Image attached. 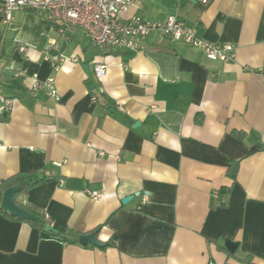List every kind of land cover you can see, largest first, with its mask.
<instances>
[{"label":"crops","instance_id":"1","mask_svg":"<svg viewBox=\"0 0 264 264\" xmlns=\"http://www.w3.org/2000/svg\"><path fill=\"white\" fill-rule=\"evenodd\" d=\"M134 15H177L235 58L160 32L143 51L110 50L38 9L0 18V182L27 173L38 183L18 202L106 244L0 212V264H264V0H137ZM52 76L58 100L34 88Z\"/></svg>","mask_w":264,"mask_h":264},{"label":"built area","instance_id":"2","mask_svg":"<svg viewBox=\"0 0 264 264\" xmlns=\"http://www.w3.org/2000/svg\"><path fill=\"white\" fill-rule=\"evenodd\" d=\"M137 0H0V13L5 22L13 19L17 9L41 10L47 19L56 22L64 35L72 29L83 30L99 47L130 52L143 51L145 39L151 32H160L175 40L200 48L210 59L225 62L235 58V46L212 43L198 37L177 15L148 21L141 16H127ZM64 58L61 57L60 60ZM107 66L95 67L99 78L106 74ZM35 89H46L56 100L59 99L55 77L44 82L36 80ZM89 196L98 198L101 192L86 190Z\"/></svg>","mask_w":264,"mask_h":264},{"label":"trees","instance_id":"3","mask_svg":"<svg viewBox=\"0 0 264 264\" xmlns=\"http://www.w3.org/2000/svg\"><path fill=\"white\" fill-rule=\"evenodd\" d=\"M3 20V16L0 17ZM0 120L2 121H8L9 120V114L8 113H2L0 114ZM239 161L238 160H231L228 166V170H227V175L233 180L236 181L237 180V176H238V172H239ZM38 181L31 179V177H29V175L27 173H18L17 175H14L12 177H9L8 179L2 180L0 182V200L3 196V191L7 190L8 188L11 187H19V191L16 193L15 195V199L17 201V203L25 208L26 210H28L29 212H31V214L36 216V220H31V219H27V218H21V217H17V216H13L12 214H10L9 212H7L6 210L2 209L0 206V212L4 213L5 215L11 217V218H16L19 220H23V221H27L29 223H31L32 225L38 227V229H40V231L42 232H46L49 233L51 235L52 238H55L59 241H65L69 244H79L78 237H68L63 233H60L56 230L53 231H48L46 226L49 225L48 224V219L45 216L44 213H42L40 210L38 209H33L31 207H28L20 202H18L17 198L27 192L32 186H34L35 184H37ZM231 191V188L228 187H223L222 189H220V191L218 192V196H220L221 198L226 194L229 193ZM223 205H225V203H222ZM99 228L95 229L93 232L96 234H98ZM110 244V243H108ZM106 246V244H105ZM221 247L223 248V246L221 245ZM225 248V247H224ZM249 258V257H248ZM245 258L244 262H246L247 264H253L250 259ZM251 258V257H250Z\"/></svg>","mask_w":264,"mask_h":264},{"label":"water","instance_id":"4","mask_svg":"<svg viewBox=\"0 0 264 264\" xmlns=\"http://www.w3.org/2000/svg\"><path fill=\"white\" fill-rule=\"evenodd\" d=\"M86 68V67H85ZM88 71V69H87ZM42 178V176H41ZM19 191V187H11L7 190L3 191V196L1 199V208L12 214L13 216H19L21 218H27L31 220H36V216L31 214L28 210L21 207L16 199L15 195ZM131 199V196L125 197L123 199L124 203H127ZM48 231H53V227L51 225L46 226ZM80 244L83 245H95L97 247H104L105 243L100 241L94 232L84 233L79 236L77 240ZM239 243L231 238H226L224 241L225 249L231 253L235 254L238 249Z\"/></svg>","mask_w":264,"mask_h":264}]
</instances>
